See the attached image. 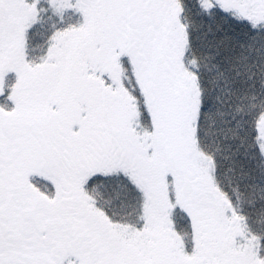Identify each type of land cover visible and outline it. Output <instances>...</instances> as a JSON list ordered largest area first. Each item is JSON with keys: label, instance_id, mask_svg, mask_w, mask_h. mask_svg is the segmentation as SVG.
<instances>
[{"label": "snow or ice", "instance_id": "obj_1", "mask_svg": "<svg viewBox=\"0 0 264 264\" xmlns=\"http://www.w3.org/2000/svg\"><path fill=\"white\" fill-rule=\"evenodd\" d=\"M0 264H264V0H0Z\"/></svg>", "mask_w": 264, "mask_h": 264}]
</instances>
